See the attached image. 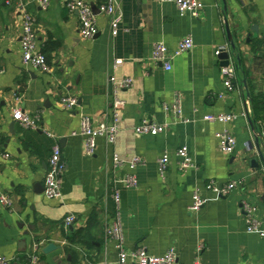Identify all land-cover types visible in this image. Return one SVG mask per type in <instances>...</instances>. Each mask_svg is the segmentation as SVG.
I'll return each instance as SVG.
<instances>
[{
  "label": "crops",
  "instance_id": "crops-1",
  "mask_svg": "<svg viewBox=\"0 0 264 264\" xmlns=\"http://www.w3.org/2000/svg\"><path fill=\"white\" fill-rule=\"evenodd\" d=\"M17 0H0V195L11 207L0 208V257L20 264L37 256L36 264H104L116 260L115 243L105 239L115 207L112 191L120 195V220L127 250L142 248L162 256L173 249L178 264H264V236L248 232L241 202L257 208L264 232V167L249 161L264 152V0H199L198 17L180 15L171 3L156 0H119L121 22L111 36L109 18L98 13L101 0H82L97 12V35L82 40L78 19L61 0H26L35 19L39 51L48 52L49 73L21 63V18ZM190 37L192 49L171 61V69L151 60L153 47L173 51ZM51 45H48V47ZM225 47L226 60L214 51ZM42 53V52H41ZM115 60L122 64L113 68ZM236 66L234 91L226 92L222 62ZM130 78L131 87L119 92L124 102L114 145L96 140L92 156L84 154L80 120L106 118L112 86L108 76ZM63 97H75L77 107L64 111ZM176 97L185 121L161 110ZM21 108L39 119L37 129H23L12 119ZM234 114L230 124L203 120L205 115ZM257 116L254 124L250 123ZM143 120L165 124L156 136L136 135ZM228 130L236 141L233 154L220 152L215 133ZM50 133L52 136H49ZM76 133V134H75ZM58 144L65 171L58 199L44 192L51 148ZM188 148L193 167L182 172L174 151ZM170 153L164 177L157 160ZM142 159L134 174L138 185L125 188L128 172L113 171L111 154ZM239 182L226 197L207 191V182ZM198 189L204 201L192 213L188 207ZM75 220L65 226L64 219Z\"/></svg>",
  "mask_w": 264,
  "mask_h": 264
},
{
  "label": "built area",
  "instance_id": "built-area-1",
  "mask_svg": "<svg viewBox=\"0 0 264 264\" xmlns=\"http://www.w3.org/2000/svg\"><path fill=\"white\" fill-rule=\"evenodd\" d=\"M64 8L70 13L75 12L78 19V33L82 40H92L98 33L96 26V15L93 13L90 4L82 0H61ZM161 3L173 4L180 15L190 14L193 17H198L203 9V5L199 0H156ZM39 6L42 10H46L49 0H39ZM16 9L21 18L19 47L21 63L24 67H29L38 70L42 73H49L50 66L42 54L36 42L34 33L35 19L28 12V2L26 0H17ZM98 13L109 18V26L111 36H116L121 22V12L119 0H101L98 5ZM193 47L190 37L181 40L173 51L162 44L157 43L152 50L151 60L163 66L166 71L171 69V61L184 53L189 52ZM225 52V47H218L214 51V55L219 59L220 55ZM261 59L264 62V43L262 47ZM226 66L221 67V76L226 92L234 91V80L236 76V66L227 61ZM121 60H115L113 68L121 65ZM108 80L112 86L111 97L109 101L106 118L98 123H94L89 117H82L80 120V128L78 134L84 138V154L92 156L96 149V140L104 138L108 145H114L119 132L120 114L124 108V102L119 98L118 94L121 90L131 87L132 80L124 78L117 80L113 75L108 76ZM60 107L64 111H72L77 107V99L75 97H63L60 100ZM161 110L164 114L172 116L177 121H185L181 113V101L178 97L171 104H162ZM235 116L232 113L221 115H205L203 120L209 123H218L222 125L230 124ZM12 119L18 123L23 129H37L39 127V119L25 113L21 108L15 107L12 110ZM165 124L152 123L143 120L134 128L136 135L156 136L166 130ZM52 136L50 133H47ZM76 134V133H75ZM264 137V131L260 135ZM53 137V136H52ZM215 138L218 143V148L225 155L233 154L236 146V141L233 135L226 129L215 133ZM174 156L178 160V169L182 172L193 167L191 156L188 148L181 146L174 151ZM170 163V153L164 151L157 160L158 172L161 177H164L168 165ZM142 164V159L134 156L130 159L121 158L116 152L111 154L112 170L116 171L121 168L127 169V173L121 179L120 183L125 188H136L138 181L134 174L135 169ZM65 171V163L61 158V149L58 144H55L50 151V156L47 163V171L45 175L44 192L49 199H58L61 196L60 184L61 177ZM240 183L231 181L226 184H216L214 181H209L204 188L214 193L218 197H226L238 187ZM112 200L114 203V213L110 223L104 229L106 240L115 243L117 257L115 261L104 262V264H178L174 250L169 249L162 256L149 255L144 249L138 248L127 250L124 247V234L120 220V195L115 188L112 191ZM204 204L198 189L192 193V201L188 207L192 213L198 212ZM11 207V201L7 195H0V208ZM241 211L246 222L248 232H257L264 236L261 231V220L256 217L257 208L247 201L241 202ZM75 218L72 215L64 219L65 226H70ZM30 264H36L37 256L35 254L29 257ZM0 264H14L12 260L0 257Z\"/></svg>",
  "mask_w": 264,
  "mask_h": 264
},
{
  "label": "water",
  "instance_id": "water-1",
  "mask_svg": "<svg viewBox=\"0 0 264 264\" xmlns=\"http://www.w3.org/2000/svg\"><path fill=\"white\" fill-rule=\"evenodd\" d=\"M92 11L94 14H97V12L94 10V8L92 7ZM220 60H226L227 59V54L226 53H222L219 57ZM222 66H226L228 63L227 61H223ZM256 152H257V157L253 158L249 161L251 166L257 167V162L259 161L262 166L264 167V152L261 150L260 145L257 143L256 144Z\"/></svg>",
  "mask_w": 264,
  "mask_h": 264
},
{
  "label": "trees",
  "instance_id": "trees-1",
  "mask_svg": "<svg viewBox=\"0 0 264 264\" xmlns=\"http://www.w3.org/2000/svg\"><path fill=\"white\" fill-rule=\"evenodd\" d=\"M48 45H51V46L48 47ZM58 47H59L58 44H55V43L54 44L47 43V46L41 50V52H42V54H44V56H45L48 64H49V55H48V52H50L52 50L55 51V50L58 49ZM256 121H257V116L255 114V116H253V118H251L250 123L251 124H254V123H256ZM20 264H30L29 256L22 257L20 259Z\"/></svg>",
  "mask_w": 264,
  "mask_h": 264
}]
</instances>
